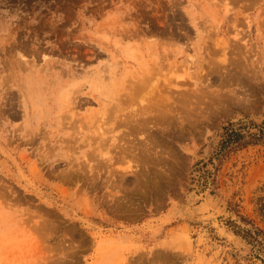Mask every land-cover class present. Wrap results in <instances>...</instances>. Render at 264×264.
I'll return each instance as SVG.
<instances>
[{"label":"rangeland","instance_id":"obj_1","mask_svg":"<svg viewBox=\"0 0 264 264\" xmlns=\"http://www.w3.org/2000/svg\"><path fill=\"white\" fill-rule=\"evenodd\" d=\"M263 123L264 0H0V264H264Z\"/></svg>","mask_w":264,"mask_h":264},{"label":"trees","instance_id":"obj_2","mask_svg":"<svg viewBox=\"0 0 264 264\" xmlns=\"http://www.w3.org/2000/svg\"><path fill=\"white\" fill-rule=\"evenodd\" d=\"M261 133L264 134V131H261ZM239 139H240V134L238 132L231 131L230 133H227L226 135L227 143L232 142L233 140H234L233 143H235V142H238ZM258 211L261 212L262 216L264 217V205H261Z\"/></svg>","mask_w":264,"mask_h":264},{"label":"bare ground","instance_id":"obj_3","mask_svg":"<svg viewBox=\"0 0 264 264\" xmlns=\"http://www.w3.org/2000/svg\"><path fill=\"white\" fill-rule=\"evenodd\" d=\"M187 102V101H186Z\"/></svg>","mask_w":264,"mask_h":264}]
</instances>
